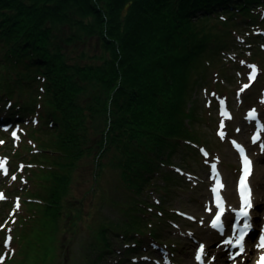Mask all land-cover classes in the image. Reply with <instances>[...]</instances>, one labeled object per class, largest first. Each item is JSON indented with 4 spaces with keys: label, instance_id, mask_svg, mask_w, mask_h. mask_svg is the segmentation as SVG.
<instances>
[{
    "label": "trees",
    "instance_id": "obj_1",
    "mask_svg": "<svg viewBox=\"0 0 264 264\" xmlns=\"http://www.w3.org/2000/svg\"><path fill=\"white\" fill-rule=\"evenodd\" d=\"M239 36L258 48L264 0H0V124L23 123L34 144L20 157L43 177L35 205L56 224L71 171L92 156L96 188L108 169L126 192L109 206L124 225L103 230L130 252L159 239L143 195L196 142L192 89ZM101 243L103 262L115 249Z\"/></svg>",
    "mask_w": 264,
    "mask_h": 264
},
{
    "label": "rangeland",
    "instance_id": "obj_2",
    "mask_svg": "<svg viewBox=\"0 0 264 264\" xmlns=\"http://www.w3.org/2000/svg\"><path fill=\"white\" fill-rule=\"evenodd\" d=\"M262 39L255 48L239 36L235 47L223 51L212 64L206 81L202 79L192 89L190 105L197 119L190 121V135L196 144L180 147L157 185L144 193L146 205L157 206L146 212L152 218L149 228L157 230L159 239L144 238L132 252L103 230L105 225H124L119 219L121 210L109 207L113 199L122 202L126 194L115 171L106 170L101 180L104 190H99L92 156L81 155L61 193L68 212L58 215L55 224L51 219L57 215L55 209L37 206L31 199L39 195L43 177H36L34 168L20 157L34 147L27 140L25 125L0 124V164L4 165L0 168V264H114L117 259L122 264H189L184 254L194 259L199 240L191 238L209 228L215 207L210 204L211 188L217 180L224 185L227 205H237L235 181L242 168L237 146H244L253 161L250 187L255 181H264V36ZM93 42L95 39H85L83 48L89 50ZM252 66L254 79L249 78ZM228 187L231 192L227 194ZM263 219L258 220V229ZM101 230L102 236L98 235ZM102 241L115 249L103 262L96 258ZM261 252L249 264H256ZM212 258L207 254L204 260Z\"/></svg>",
    "mask_w": 264,
    "mask_h": 264
},
{
    "label": "snow or ice",
    "instance_id": "obj_3",
    "mask_svg": "<svg viewBox=\"0 0 264 264\" xmlns=\"http://www.w3.org/2000/svg\"><path fill=\"white\" fill-rule=\"evenodd\" d=\"M253 67V75L250 76V79H254V66ZM245 87H248V85H245ZM254 111V110H253ZM250 118H254L252 116V113L249 114ZM13 136L15 137V133H13ZM253 142H257V138H253ZM239 147V146H238ZM262 151H264V144L261 145ZM239 151L241 152V159L243 164V174L241 177V180L239 181V194L241 198V207L239 212L236 213V220L237 223L240 222L241 218H243V227L237 234L235 228L233 229L232 235L235 237V240L233 239H227L224 241V244L229 245L233 248H237L238 251L235 252L232 255V259L234 260L236 256H241L246 251V241L245 238L248 235L251 225L249 223V209L252 208V202H251V190L248 185L247 177L251 174L252 171V162L250 159H248L247 155L244 154L243 148H239ZM4 165L0 164V168H3ZM12 179H16L15 176L12 177ZM217 187L213 189L215 193H217V208L219 209L215 213L214 219L211 220L210 226L219 232L220 235L224 234L225 230V222L222 220V218L225 216V207L222 198L219 195V190L223 189L224 185L222 182L217 180ZM258 249H264V236L260 237V242L257 245ZM205 246L204 244L199 245L198 252L196 254L195 259L200 262V264H205L204 257L206 256ZM208 264H211L209 261ZM257 264H264V255H261L259 260L257 261Z\"/></svg>",
    "mask_w": 264,
    "mask_h": 264
},
{
    "label": "bare ground",
    "instance_id": "obj_4",
    "mask_svg": "<svg viewBox=\"0 0 264 264\" xmlns=\"http://www.w3.org/2000/svg\"><path fill=\"white\" fill-rule=\"evenodd\" d=\"M262 170L264 173V169H262ZM209 179L211 180V179H213V177H211ZM252 187H251V190L253 189V191H251V196H252V203H253V206H252L253 222L255 225H257L258 220L260 218H264V204H263L264 201H262V199L264 198V181H255L253 183ZM230 192H231V190L228 187L226 193L228 194ZM213 203H215V202L211 199L210 204L213 205ZM228 206H229V210L225 213V220L228 219L230 207H232L231 203L228 204ZM119 219H117V220H119ZM263 222H264V219L262 220V223ZM225 225H227V224L225 223ZM225 233H226V231L224 230V234ZM257 235H258L257 233L256 234L254 233L252 236H250V239H252V240H249L248 242H246L245 253L243 255L235 258L234 261H238L239 264H245V262H244L245 260H246V264H249L251 262L252 258L260 250L257 248V245L260 242V237L264 236V233H262L258 238H256ZM219 236H220L219 232L217 230H214L210 225H209V228H207L205 231L201 232V234L193 236V238H191V240H195V239L199 240V242L195 245L194 256L196 253L197 245L198 244L199 245L204 244L206 254H208L209 256L213 255L212 261H210L211 264H225L227 261L233 260L230 257L233 251H231L229 249V245H226V244H219L217 246L215 245V243H217V238ZM261 251H262L261 255H264V249H261ZM184 256L186 257L185 260L189 264H200L199 261H196L195 259H191L189 253L186 252L184 254ZM205 264H208V262H205Z\"/></svg>",
    "mask_w": 264,
    "mask_h": 264
}]
</instances>
